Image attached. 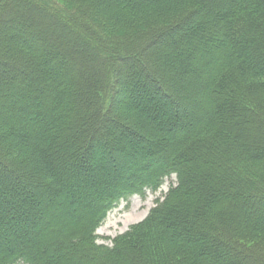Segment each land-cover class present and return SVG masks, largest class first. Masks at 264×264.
Wrapping results in <instances>:
<instances>
[{"label":"trees","instance_id":"16d2710c","mask_svg":"<svg viewBox=\"0 0 264 264\" xmlns=\"http://www.w3.org/2000/svg\"><path fill=\"white\" fill-rule=\"evenodd\" d=\"M74 1L131 32L112 39L56 0H0V264H264V0ZM8 7L42 20L5 21ZM119 59L138 73L123 110ZM112 148L131 155L115 177ZM171 174L144 220L97 242L108 210Z\"/></svg>","mask_w":264,"mask_h":264},{"label":"rangeland","instance_id":"374dc122","mask_svg":"<svg viewBox=\"0 0 264 264\" xmlns=\"http://www.w3.org/2000/svg\"><path fill=\"white\" fill-rule=\"evenodd\" d=\"M19 1L20 2L21 1H25L26 2L27 0H19ZM56 1L58 2V4H60L64 8H66L70 13L76 15V17H80V19H82L83 21L87 22L92 27H97L98 28L100 26L99 27L100 30H105V31L109 32L108 35L112 39L122 38V36L124 37L128 33L131 32V31L127 32V31L122 30V29L121 30H113L112 27H110L109 25L104 26V24L100 20L93 19L94 17H92V16H90L88 14L90 10L87 8L86 4H84V3H77L74 0H56ZM1 10L2 9L0 8V11ZM28 11H30V10H28ZM28 11L25 10L23 7H21V9H17V10H15V9H13L11 7H8L7 10H6L7 15L4 17V20L6 21V19H10V17L13 16V15H19L21 17V19H24V21H28V20L30 21V20L33 19V20L36 21V24H40V22L37 23V21H38V19L42 20L41 19V17L43 16L41 14L42 11L41 10H36V12L35 11L28 12ZM4 20H2V21H4ZM2 24H3V22H2ZM5 24L6 23L4 22V25ZM101 24H103V25H101ZM163 24L164 23H162L160 25H163ZM49 25L50 26L53 25L52 21L49 23ZM6 26L9 27L10 23L6 24ZM37 27L40 28V25H38ZM21 29L22 30H26V28H24L23 26L21 27ZM70 31H72L71 28H70ZM83 39L84 38L79 36L78 38L76 37L75 41H83ZM171 39H172V37H171ZM161 42H163L165 44L168 43V45H169L170 40L164 39ZM16 43L21 44L24 48L25 47H29V48L34 47V45L32 43H30L29 41H27V40H22V41L16 40ZM139 54L141 56L139 63H142L144 61V58L142 57L141 53H139ZM150 56H152V55H150ZM152 59H154V61H156V59L158 60V58L155 59V57H153ZM158 61H162V59L158 60ZM121 62L124 63V64L126 63L125 69L123 71V74H124L123 75L124 76L123 81L124 82H123V84L121 83L120 85L118 84L116 86L117 94H116V97L114 99V104H113V107L115 106V108H118L119 110H123L124 109V104H125L126 101H129V102L134 104V103H137V101L139 100L137 95H130L129 94L130 92H128L129 91V87L131 88V86H134L133 84L132 85L130 84V79H137V76H138L137 68L135 67V63L131 59H126V60H123V61L119 59L118 63H121ZM52 68H53V65H52ZM125 82L127 84H125ZM140 83H141L140 84L141 86H145L146 85L142 80L140 81ZM194 85H199V82H194ZM153 91L156 92L154 89H153ZM167 91L171 92L170 89H167ZM155 94L157 95V93H155ZM189 109H192V111H195V110L202 111V109L199 108V107H196V109H194V106H190ZM172 110H174V108ZM177 111L180 112L179 110H177ZM111 112H112V114H115L116 110L112 109ZM173 114H174V112H173ZM1 116L2 115L0 114V117ZM157 116H158V114L156 113L152 117L154 119H156ZM174 116H175V114H174ZM121 121L124 124H128V125L132 126L131 122L127 121L126 119L122 118ZM103 123L104 124H103L102 133L105 135L104 137H108L109 138L112 135L116 134V130L114 129L113 126H111L110 124L106 123L105 121ZM174 123L176 125V123H177L176 120L174 121ZM175 125L170 127L169 130H172ZM0 132H1V130H0ZM2 134L3 133L1 132L0 133L1 137H2ZM122 137L125 138L124 136H122ZM131 139H132V137H131ZM33 140H34L33 136H29L28 137V141L31 142ZM95 144H96V146H94V149H95L96 155H101L102 156L103 151H102L101 145L98 142H96ZM134 148L138 149L137 146L134 147ZM113 150H114L113 153L115 154V156L117 155L118 159L117 158L115 159L116 162L114 160L110 161V164L112 165V167H110L111 170H110V172H108V175L112 176V177H115L116 172H118V170L120 168L124 167V163L120 159L124 158V159L129 161L130 160L129 157L131 155H129V154H126V155L120 154L116 148H114ZM137 153L138 152H134L133 155L137 154ZM137 157L138 156L135 155V158H137ZM53 158H55V156ZM3 162L9 168H13L12 164L9 163L8 158H3ZM104 164H103V167L104 168L107 167L109 169L108 161L105 160ZM87 175L90 178L95 176L94 172H90V173L88 172ZM174 185H176V176H175V174H171V175L166 176V177L163 178L162 184L159 186V188L157 190L151 191V190L147 189L143 195L142 194H135V195H132L129 198L121 199L115 206H113L110 210H108V212L106 213L105 218L103 219L101 224L97 227V229H96V233L98 235L97 242L105 244V245H111L112 244V239L114 237H116L117 235L127 231L131 225L144 220L148 216L150 210L156 205V203L163 199L164 194L169 189V187L170 186H174ZM3 193H4V190L0 188V194H3ZM13 198H14L13 195L8 196V198L6 199V203L8 204V203L12 202L14 200ZM21 205L23 206L22 203H21ZM24 207H25V205H24ZM61 212L65 213V214L66 213L67 214L70 213L69 211H66L65 209H62ZM248 212H249V210H248ZM263 212H264V209H260V210L256 211V213L258 215H262ZM34 220H35L34 217L33 218L30 217V219H27L26 222L21 220L20 218L15 219V224H14V226L12 228L14 229L15 233L18 232L17 228L21 229V228H23L25 226H27V228L28 227L31 228L35 224L33 222ZM1 241L2 240L0 239V246L2 247ZM222 253H224V252H222ZM224 258H226L229 262L233 261V258L231 256H229L228 254L225 255Z\"/></svg>","mask_w":264,"mask_h":264}]
</instances>
